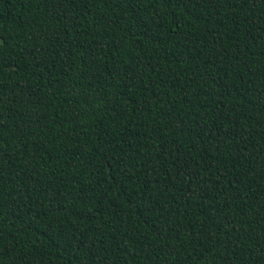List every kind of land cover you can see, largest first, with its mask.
Wrapping results in <instances>:
<instances>
[{
  "label": "trees",
  "instance_id": "16d2710c",
  "mask_svg": "<svg viewBox=\"0 0 264 264\" xmlns=\"http://www.w3.org/2000/svg\"><path fill=\"white\" fill-rule=\"evenodd\" d=\"M0 264H264V0H0Z\"/></svg>",
  "mask_w": 264,
  "mask_h": 264
}]
</instances>
